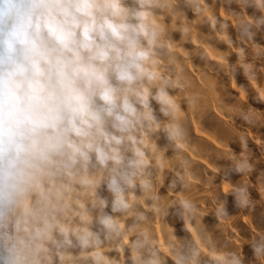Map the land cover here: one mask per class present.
Returning <instances> with one entry per match:
<instances>
[{"label":"clouds","instance_id":"9594fccd","mask_svg":"<svg viewBox=\"0 0 264 264\" xmlns=\"http://www.w3.org/2000/svg\"><path fill=\"white\" fill-rule=\"evenodd\" d=\"M0 264H264V0H0Z\"/></svg>","mask_w":264,"mask_h":264}]
</instances>
